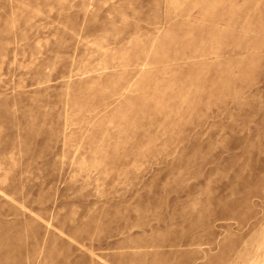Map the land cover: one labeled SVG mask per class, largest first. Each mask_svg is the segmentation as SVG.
<instances>
[{"label":"rangeland","instance_id":"1","mask_svg":"<svg viewBox=\"0 0 264 264\" xmlns=\"http://www.w3.org/2000/svg\"><path fill=\"white\" fill-rule=\"evenodd\" d=\"M0 264H264V0H0Z\"/></svg>","mask_w":264,"mask_h":264}]
</instances>
